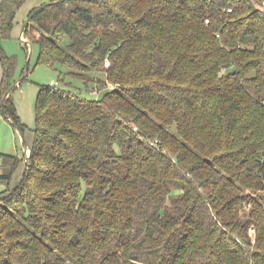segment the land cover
<instances>
[{
    "label": "trees",
    "instance_id": "16d2710c",
    "mask_svg": "<svg viewBox=\"0 0 264 264\" xmlns=\"http://www.w3.org/2000/svg\"><path fill=\"white\" fill-rule=\"evenodd\" d=\"M22 2L0 0V113L24 135L1 46ZM260 5L45 3L21 39L57 83L39 86L23 181L0 191V264H264Z\"/></svg>",
    "mask_w": 264,
    "mask_h": 264
},
{
    "label": "rangeland",
    "instance_id": "374dc122",
    "mask_svg": "<svg viewBox=\"0 0 264 264\" xmlns=\"http://www.w3.org/2000/svg\"><path fill=\"white\" fill-rule=\"evenodd\" d=\"M17 15L16 23L11 31V36L2 40L1 46L4 51L16 60V73L14 75L15 86L11 91V98L14 103L18 120L25 128L24 135L19 129L11 124L0 113V151L5 154H12L17 158L18 164L16 172L13 174L10 185L7 187L6 182L0 181V191L8 188L10 192L20 186L26 172V161L29 156L32 142L36 133L33 131L36 124V96L40 85H45L56 81V72L44 65L37 63L38 44L29 42L27 39H21V30L28 19L30 9L48 3L49 0H22ZM261 7H264L260 5ZM31 28H35L33 21L29 22ZM36 34V31H34ZM25 76L23 80L20 79ZM74 83L79 84L77 79H73ZM13 159V158H12ZM12 159H10L12 161ZM9 160V161H10ZM7 164V161L5 162ZM6 165L2 164V167ZM2 172V168H0ZM3 173V172H2ZM246 193L244 190L242 191ZM180 194V191H177ZM255 194V193H254ZM256 194H262L256 192ZM0 204L2 201L0 199ZM244 206L240 209L242 217L248 215L253 202L245 200ZM251 233V227L248 229Z\"/></svg>",
    "mask_w": 264,
    "mask_h": 264
},
{
    "label": "water",
    "instance_id": "95a60500",
    "mask_svg": "<svg viewBox=\"0 0 264 264\" xmlns=\"http://www.w3.org/2000/svg\"><path fill=\"white\" fill-rule=\"evenodd\" d=\"M44 5H42V6H39L38 8H36L29 16H28V19H27V21L25 22V24L23 25V28H22V30H21V37H22V33H23V29L29 24V22H31V20H32V18H33V16L43 7ZM14 85L15 84H13L10 88H9V90H8V92L7 93H9L10 91H11V89L14 87ZM4 99V98H3ZM11 124H13L12 122H11ZM15 126V125H14ZM31 155V149H29V156ZM28 156V157H29Z\"/></svg>",
    "mask_w": 264,
    "mask_h": 264
},
{
    "label": "crops",
    "instance_id": "0c3cea01",
    "mask_svg": "<svg viewBox=\"0 0 264 264\" xmlns=\"http://www.w3.org/2000/svg\"><path fill=\"white\" fill-rule=\"evenodd\" d=\"M33 9V8H32ZM31 10V9H30ZM30 12V11H29ZM21 36V35H20ZM1 76H2V71H1V65H0V80H1ZM5 118V117H4ZM7 119V118H6ZM9 122L10 120L7 119ZM2 154H5V153H2L0 151V168H2V172H4L6 170V167H2V164L6 165L5 162L8 160L7 158H5ZM2 172L0 171V174H2Z\"/></svg>",
    "mask_w": 264,
    "mask_h": 264
},
{
    "label": "built area",
    "instance_id": "2783aa9c",
    "mask_svg": "<svg viewBox=\"0 0 264 264\" xmlns=\"http://www.w3.org/2000/svg\"><path fill=\"white\" fill-rule=\"evenodd\" d=\"M260 1V4L262 5V6H264V0H259ZM227 11H230V9H227ZM57 83V81H52L51 82V84H56Z\"/></svg>",
    "mask_w": 264,
    "mask_h": 264
}]
</instances>
